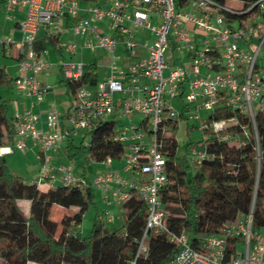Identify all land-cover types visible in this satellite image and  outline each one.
Listing matches in <instances>:
<instances>
[{
  "label": "built area",
  "instance_id": "obj_1",
  "mask_svg": "<svg viewBox=\"0 0 264 264\" xmlns=\"http://www.w3.org/2000/svg\"><path fill=\"white\" fill-rule=\"evenodd\" d=\"M21 4L27 7L19 22L21 38L9 36L1 41L6 53L19 60L16 91L32 97L33 104L51 88L39 78L48 67L37 48L41 28L52 35L60 34L68 19L72 35L87 38L81 45L74 39L60 41V47L70 53L103 48L112 55L105 79L94 88L85 84L75 88L67 115L56 106L47 111L45 120L30 109L13 115V147L23 150L28 137L41 147L36 183L60 181L66 186L96 188L104 193L108 204L119 205L120 215L124 203L138 195L147 205L148 217L137 255L146 250L144 241L152 231L165 233L177 246L169 264H264V233L254 227L253 211L226 223L221 231L206 236L203 244L195 247L188 233L175 232L168 226L161 199L167 183L166 151L170 146L178 147L175 126H179L181 115L187 117L191 103L197 108L190 117L200 120L204 139L215 137L230 145L247 144L250 132L237 116L210 117L216 110L230 107L249 119L259 149L256 116L264 112V69L259 65L264 51V0H254L243 11L249 16L232 22L225 17V10L232 11L231 7L215 0H187L183 6L175 0H104L84 8L78 0H7V18ZM101 23H107L110 31L105 32ZM185 45L189 52L181 59L182 64L171 67L165 56L167 50H183ZM120 46L124 53L116 55ZM86 65L83 61H63L64 78L79 81ZM176 96L184 102L182 113L172 103ZM201 110L209 112L206 119H201ZM116 113L132 120L134 114L144 118L139 124L122 126L115 120ZM107 119L115 121V140L124 145L121 158L125 160L122 169L126 175L120 174V169H106L91 181L78 173L74 162H53L51 151L60 149L64 140L73 139L79 131L87 134ZM207 158L205 149L191 151L193 165ZM113 159L108 155L102 162L112 166ZM105 215L109 221L118 216L110 209ZM235 237L241 239L245 249L226 261L228 241Z\"/></svg>",
  "mask_w": 264,
  "mask_h": 264
},
{
  "label": "trees",
  "instance_id": "obj_2",
  "mask_svg": "<svg viewBox=\"0 0 264 264\" xmlns=\"http://www.w3.org/2000/svg\"><path fill=\"white\" fill-rule=\"evenodd\" d=\"M175 1L178 6L187 4V0ZM215 1L227 5V0ZM236 1L240 6L225 10L228 22L246 19L249 15L243 11L254 3V0ZM13 79L6 67L0 65V87L13 93ZM64 80L71 91L81 84L96 85V67L86 65L83 77L77 82ZM10 102V98L0 96V149L14 142ZM236 116L250 132L247 144L236 146L215 137L204 139L209 158L200 165L191 164L186 155L178 156L176 147L170 146L166 151L167 183L161 190L166 222L173 231L188 233L195 247H200L206 236L221 231L226 223L251 211L254 227L264 233V112L256 116L259 149L255 129L245 115L230 107L210 115L214 119ZM177 128L176 124L175 131ZM91 132L88 144L76 145L73 139L66 146L68 158L83 170L84 177L90 162L104 161L108 155L120 159L124 153L123 143L115 140L113 119L102 121ZM196 148L195 143L185 144L187 152ZM93 197L91 187L58 184L43 190L36 182L25 181L14 173L7 157L0 152V264H131L133 261L169 264L178 248L163 232L150 231L144 241L146 250L137 255L148 208L135 194L123 205L121 227L104 231L103 221L97 217L91 234L80 237L78 231ZM22 201L28 202V210L22 207ZM54 204L76 207L77 211L63 215L58 223L52 218ZM240 243L238 237L229 239L226 261L239 255Z\"/></svg>",
  "mask_w": 264,
  "mask_h": 264
},
{
  "label": "crops",
  "instance_id": "obj_3",
  "mask_svg": "<svg viewBox=\"0 0 264 264\" xmlns=\"http://www.w3.org/2000/svg\"><path fill=\"white\" fill-rule=\"evenodd\" d=\"M6 1L7 0H0V7L5 8ZM90 3L91 2H80V5L82 8H84ZM26 11H27V7L26 5L23 4L18 5L14 10L11 11L12 17L8 18L7 20L12 24L8 26V28L6 27L4 30L5 32L7 31L8 33L7 37L11 36L15 39L21 38L22 34L19 29V22L25 16ZM100 26L105 32L110 31V28L107 25V23H101ZM70 27H71V21L65 19L63 23V31L60 34L53 33L52 35L48 33V31L45 28H41L39 31L38 39H37V48L40 52L41 57L44 60H46L48 63L47 69L39 73V78L42 81V84L50 85L51 88L45 93L43 99L40 102L34 104L32 103L33 101L32 97L21 95L16 91L14 85V79L18 75L19 60L18 58L6 53V50L4 49V45L2 43L3 40L0 42V65H4L6 67L7 72L14 78L12 82L14 92L13 93L8 92L6 91L5 88L0 87V96L5 99H9V98L11 99L10 114L12 116L18 112L24 111L25 109H30L34 113L39 114L41 120H45L47 111L52 106H56L60 110L62 115H67L74 101V92L68 88V85L64 80V75L61 70V65L63 61L70 62V61L79 60L85 62L87 65H94L96 67V73L98 79L97 83L100 80L105 79V77L108 75L109 69L107 65H109L110 63L105 64L103 66L104 73L101 78L100 73L98 71L99 65L96 64V61L87 63L86 60L83 58L84 53L89 51H92L93 55L95 57H98L100 49L107 52L112 58L111 53H109L107 50L103 48H97L96 50L84 48L83 50H79L76 53H70L67 49L60 47L59 45L60 41H68L70 39H74L78 44L81 45L86 40L87 36L85 35H79L74 37L72 35ZM145 34L148 35V33ZM121 47L122 46H120V49H123V47L122 48ZM95 86L96 85H91L90 87L94 88ZM42 125L44 124L40 123L39 126ZM72 140L73 139H71V141ZM14 141H15V137H14ZM69 143L66 144V140H64L62 143V147L60 149L56 151H51V154L54 157L53 162L55 164L70 163L71 160L68 158L66 154V146ZM13 146H14V142L12 144L3 146L1 148V153L7 157V160L10 166L13 167V169H15L18 172L21 170V172H19L18 175L22 176L25 181L36 182L38 180V173L40 169L39 155L41 153V147L31 137H28L26 139V147L23 150L16 149ZM9 155H13L12 159L13 157H15L14 164L10 162L8 158ZM76 168H78L77 165ZM22 169L24 170L23 172ZM77 171L78 173H80L79 169H77ZM58 184H60V181H57L55 184L42 183L38 185L41 189L46 190L49 187ZM57 207L62 208V206L54 204L52 210H54ZM114 207L118 209L117 205H114ZM72 208L76 209V207L66 208L67 210H69V212H66V214H73V212L70 211Z\"/></svg>",
  "mask_w": 264,
  "mask_h": 264
},
{
  "label": "rangeland",
  "instance_id": "obj_4",
  "mask_svg": "<svg viewBox=\"0 0 264 264\" xmlns=\"http://www.w3.org/2000/svg\"><path fill=\"white\" fill-rule=\"evenodd\" d=\"M241 3H239L238 1H234V0H227V5L230 7H237L240 6ZM0 42L3 38H6L8 36L7 31L5 32V28L8 26H10L12 23L9 22L7 19L8 16V12H6L5 8L0 7ZM12 14V13H11ZM199 40V39H198ZM198 45L202 46L201 41H197L196 42ZM122 48V47H121ZM189 52V47L188 46H184L183 50H176L173 47H170L167 52H166V58L168 63L170 64L171 67H175L176 64H182L181 59L184 57L185 54H188ZM124 51L122 49H119L116 51V55H121L123 54ZM80 58V57H79ZM87 63H90L92 61H96V64L99 65V73H100V77L102 78L103 73H104V68L103 66L105 64L111 63L112 58L111 56L103 51L102 49L99 50V56L95 57L92 53V51L89 52H85L84 53V57H83ZM75 61H79V60H75ZM187 61V60H186ZM95 63V62H94ZM259 65L264 69V51L260 54L259 57ZM169 69L166 70V74L169 73ZM172 103L174 105V108L179 112L182 113V111L184 110V102L181 98V96H176L172 99ZM258 106V105H257ZM196 104L195 103H191L189 105V111H188V115H186L187 117H182L179 120V126L177 128V130L175 131L176 134V138H177V142H178V147H177V154L178 156L182 157V156H187L189 162L192 164L191 162V151L187 152L185 150V144L186 143H195L197 148L195 150H200V149H204V133L203 130L199 127L200 126V120L195 119L193 117H190V115L195 114L196 112ZM209 112L207 110H201V119H206L209 115ZM133 120L130 119L129 117H120L117 113L115 114V120H117V122L122 125V126H126V125H132V123L134 122L135 124H139L141 122V120L144 118V115L142 114H134L133 116ZM91 133L92 132H88L87 134H85L83 131H79V133L77 135L73 136L74 139V143L76 145H80L82 142H84L85 144H88L90 139H91ZM71 142V138L66 140V144ZM18 153V152H17ZM13 155H9L8 158L10 160V162L12 164H14L15 161V157H13ZM125 164V160L124 158H114L113 159V164L112 166L105 164V162H100V161H93L90 162L89 164L86 165V170H85V174H86V179L93 181V179L95 178V176L100 173L102 170H121L120 174H124L123 172V166ZM78 167V166H77ZM13 172L16 174H19V172H21V170L18 172L15 169H13V167H11ZM24 169V168H23ZM22 169V172L24 171ZM80 170V173H82V169L81 168H77ZM94 190V197L93 200L88 208V210L85 212L84 216H83V221L82 224L80 226V229L78 231V235L80 237H86L89 236L92 232V228H93V224H94V220L99 217L102 219L103 221V228L104 231H113L119 227H121L123 225V217L122 214L120 215L119 213V205L115 202H113L112 204H108L107 200L104 198V193H102L100 190L93 188ZM22 207L25 210H28V202L26 201H22L21 202ZM114 205L118 206V209L114 207ZM110 209L112 214H116L118 215L117 218L113 221H109L108 218L105 215V211ZM70 211H72L73 213L75 211H77V208H72ZM66 212H69V210H67L66 208H61V207H57L52 211V218L54 220H56L58 223H60L61 218L63 215H66ZM104 215V217H103ZM239 250L240 252H243L245 247L242 243L239 244ZM28 264H37L35 262H29Z\"/></svg>",
  "mask_w": 264,
  "mask_h": 264
},
{
  "label": "bare ground",
  "instance_id": "obj_5",
  "mask_svg": "<svg viewBox=\"0 0 264 264\" xmlns=\"http://www.w3.org/2000/svg\"><path fill=\"white\" fill-rule=\"evenodd\" d=\"M4 150V149H3Z\"/></svg>",
  "mask_w": 264,
  "mask_h": 264
}]
</instances>
